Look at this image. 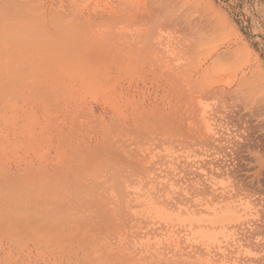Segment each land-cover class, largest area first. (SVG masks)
<instances>
[{"label": "rangeland", "instance_id": "1", "mask_svg": "<svg viewBox=\"0 0 264 264\" xmlns=\"http://www.w3.org/2000/svg\"><path fill=\"white\" fill-rule=\"evenodd\" d=\"M0 264H264V0H0Z\"/></svg>", "mask_w": 264, "mask_h": 264}, {"label": "bare ground", "instance_id": "2", "mask_svg": "<svg viewBox=\"0 0 264 264\" xmlns=\"http://www.w3.org/2000/svg\"><path fill=\"white\" fill-rule=\"evenodd\" d=\"M224 143H230V140H226ZM229 145V144H227ZM227 147V146H225ZM221 216V221L222 222H233L236 221L238 219L237 213L234 209H232L231 207H227L225 208L222 212H220L219 214Z\"/></svg>", "mask_w": 264, "mask_h": 264}]
</instances>
